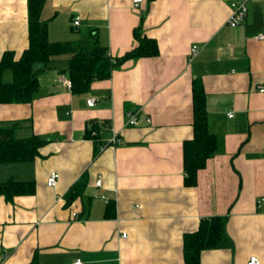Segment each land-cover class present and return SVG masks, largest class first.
<instances>
[{
  "label": "crops",
  "instance_id": "1",
  "mask_svg": "<svg viewBox=\"0 0 264 264\" xmlns=\"http://www.w3.org/2000/svg\"><path fill=\"white\" fill-rule=\"evenodd\" d=\"M234 1L44 0L49 41L89 48L95 39L119 58L137 45L139 26L157 54L123 62L81 94L61 81L68 58L58 57L38 73L30 103L0 104V126L16 122V138L54 137L40 157L0 164V182L35 184L32 195L0 196V264H183V234L213 217L222 237L199 264H245L252 255L264 264V39L256 37L264 0H246L245 18L229 27ZM27 46V0H0V58L9 51L17 60ZM194 80L216 149L192 187L184 185L182 142L193 135ZM1 81H11L9 70ZM136 111L138 124L128 125ZM90 120L105 143L95 152L84 138ZM83 174V193L67 199Z\"/></svg>",
  "mask_w": 264,
  "mask_h": 264
},
{
  "label": "trees",
  "instance_id": "2",
  "mask_svg": "<svg viewBox=\"0 0 264 264\" xmlns=\"http://www.w3.org/2000/svg\"><path fill=\"white\" fill-rule=\"evenodd\" d=\"M44 0H27L28 46L17 60L6 51L0 58V104L30 103L39 89L38 73L47 69L50 62L68 55V63L63 70L67 73L72 94L85 93L93 81L104 80L111 70L130 59L155 56L157 45L152 38L143 35L140 27L133 30L137 45L119 58L108 55L107 48L94 39L89 48L77 42H52L47 37V22L40 19ZM73 27V26H72ZM9 70L11 81H1L3 71ZM192 138L182 142V163L184 185L195 186L197 171L206 165L215 152V136L207 130V117L203 88L198 81L192 82ZM17 123L9 127L0 126V164L29 162L40 157L39 148L53 141L52 136L32 134L26 138H16L14 130ZM100 126L95 120L86 123L84 138L92 140L94 152L103 148L100 140ZM83 174L70 188L66 198H74L83 193L86 182ZM35 184L32 180L7 179L0 182V196L10 201L15 196L32 195ZM194 232L184 233L182 240L183 264H199L202 250L213 249L221 239L222 221L219 217L200 218ZM34 262L32 261V264Z\"/></svg>",
  "mask_w": 264,
  "mask_h": 264
},
{
  "label": "built area",
  "instance_id": "3",
  "mask_svg": "<svg viewBox=\"0 0 264 264\" xmlns=\"http://www.w3.org/2000/svg\"><path fill=\"white\" fill-rule=\"evenodd\" d=\"M141 0H133L134 2V5H136L137 3H139ZM247 6H246V0H237V1H234V2H231L230 4V15L229 17L227 18L226 20V24L229 26V27H236L238 26L239 23H241L243 21V19L245 18L247 12ZM72 26L73 27H78L79 25V18L76 17L72 20L71 22ZM258 40H263L264 39V33L262 34H259L256 36ZM197 51V46H193L192 49H191V53L192 55H194ZM61 81L63 82V84L66 86V88L70 89V82L64 78H61ZM260 91H264V89H261ZM94 103V100L93 99H88L86 101V104L88 106H91L92 104ZM139 112L136 111V112H131V113H128L127 114V117H128V125H132V126H135L138 124V115ZM228 117L231 116V113H228L227 114ZM145 122L148 123L149 122V119H145ZM111 142L115 143V142H120L119 138H116V137H113L111 139ZM57 179H58V173L56 172H51L47 179H46V185L50 188L54 187L56 185V182H57ZM94 186L95 187H100V179H97L95 182H94ZM102 199H105L103 196H101ZM75 215V214H73ZM122 236H125L124 234H122ZM73 264H82L81 261L79 259L75 260L73 262ZM245 264H259L258 263V259L255 257V256H249L246 263Z\"/></svg>",
  "mask_w": 264,
  "mask_h": 264
},
{
  "label": "rangeland",
  "instance_id": "4",
  "mask_svg": "<svg viewBox=\"0 0 264 264\" xmlns=\"http://www.w3.org/2000/svg\"><path fill=\"white\" fill-rule=\"evenodd\" d=\"M72 34H75V33H72ZM61 57H63V59H62V58H61V59H62V62H63V64H64L65 59L68 58V55H63V56H61Z\"/></svg>",
  "mask_w": 264,
  "mask_h": 264
}]
</instances>
